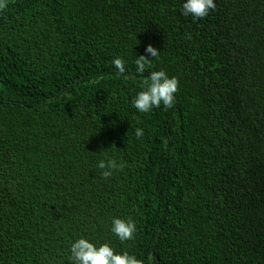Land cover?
Segmentation results:
<instances>
[{"label":"trees","instance_id":"trees-1","mask_svg":"<svg viewBox=\"0 0 264 264\" xmlns=\"http://www.w3.org/2000/svg\"><path fill=\"white\" fill-rule=\"evenodd\" d=\"M182 3L0 10V264H72L80 236L142 264H264V0H216L200 20ZM149 43L145 75L179 89L141 113L134 61ZM108 158L125 166L103 179ZM117 216L133 240L111 233Z\"/></svg>","mask_w":264,"mask_h":264},{"label":"clouds","instance_id":"clouds-1","mask_svg":"<svg viewBox=\"0 0 264 264\" xmlns=\"http://www.w3.org/2000/svg\"><path fill=\"white\" fill-rule=\"evenodd\" d=\"M11 0H0V10L7 9ZM216 8V0H183L180 12L185 17L200 20L209 15ZM160 50L151 43L145 47V54L137 55L134 63L136 73L139 75V91L132 98L133 106L141 113H149L161 105L170 109L176 101V93L179 89V80L175 76H169L163 70H152L145 75L146 68L151 61L158 57ZM114 66L121 76L126 72L125 61L122 58L113 60ZM137 139L143 137L144 129L136 128ZM124 162H118L116 158L100 159L96 167L101 170V177L108 179L115 170L123 169ZM110 231L121 242L133 240L137 231V225L133 219L113 217ZM70 261L72 264H142L135 254L128 251H116L108 242L100 243L90 238L80 236L70 245Z\"/></svg>","mask_w":264,"mask_h":264}]
</instances>
